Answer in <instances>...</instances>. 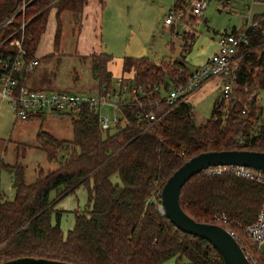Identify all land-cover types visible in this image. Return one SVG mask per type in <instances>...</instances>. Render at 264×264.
<instances>
[{"label": "trees", "instance_id": "16d2710c", "mask_svg": "<svg viewBox=\"0 0 264 264\" xmlns=\"http://www.w3.org/2000/svg\"><path fill=\"white\" fill-rule=\"evenodd\" d=\"M23 1L0 0V53L11 48L4 41L9 33L26 22L24 47L27 57L34 58L50 11L56 10L57 37L60 13L69 10L76 17L88 0H25V10L18 12ZM182 1L174 5L182 7ZM243 31L249 45L241 50L233 72V94L229 100L217 97L202 123L189 100L171 105L156 89L168 91L187 80L192 68L186 56L195 36L186 30L182 54L173 61L123 58L122 72H132L131 82L141 90L121 106L126 121H118L113 132L104 130L87 107L72 116L71 139H59L40 127L36 146L58 165L48 171L39 168L27 182L23 165L6 164L14 173V197L0 194V262L34 256L76 264H169L172 258L174 264H223L209 241L181 230L161 210V189L181 164L200 152L264 151V106L258 98L264 87V50L259 49L264 45V17ZM89 56L99 89L111 86V55L103 51ZM150 110L155 120H138V112ZM115 172L121 184L111 179ZM81 185L87 188L88 208L75 212L74 225L65 234L60 225L64 210L57 205ZM180 202L194 219L222 223L247 239L244 226L263 205L264 187L229 171L202 170L185 183ZM238 242L246 251L241 237Z\"/></svg>", "mask_w": 264, "mask_h": 264}, {"label": "rangeland", "instance_id": "374dc122", "mask_svg": "<svg viewBox=\"0 0 264 264\" xmlns=\"http://www.w3.org/2000/svg\"><path fill=\"white\" fill-rule=\"evenodd\" d=\"M174 1L88 0L80 15L76 17L69 10L60 13L61 30H58L57 37L56 10H51L36 50V57L40 62L31 71L27 82L34 88L97 92L100 81L92 75L89 62L91 53L104 51L111 55L110 67L115 74L112 80L114 83L117 76L127 75L122 72L125 56H147L155 62L163 59L173 61L179 57L182 54L181 34L186 30L188 34L193 33L195 36L192 47L187 52L188 63L193 69L204 63L214 51L216 40L221 33L243 31L247 26L261 22L264 17L262 1L230 0V3L225 5V0H207L203 13L193 15L192 0H183L185 13L182 19L177 21L176 26L166 25L165 18L170 13ZM55 37L59 38L57 45ZM259 49L264 50V45ZM256 51L259 53L258 49ZM220 79H209L190 97L198 123H202L211 115L216 98L222 96L220 87L224 82L217 84ZM161 93L165 95L167 90L161 87ZM258 98L264 106V87L259 88ZM101 111L110 116L114 114V110L108 106L103 107ZM40 127L59 139L68 140L73 136L70 115L47 114L17 120L9 102L0 94V153L3 156V164L0 163V194L5 198L14 197V173L6 164L14 165L18 162L23 165L27 182L34 180L39 168L48 171L58 165L57 161L49 160L45 150L36 146ZM114 130L116 128L112 126L110 131ZM111 179L121 184L117 172ZM52 194L54 195V191ZM57 207L64 210L60 225L66 234L74 225L75 212L88 208V192L85 185L79 186L62 198ZM238 234L243 245L250 247L249 240L239 232ZM174 263L175 258H172L169 264Z\"/></svg>", "mask_w": 264, "mask_h": 264}, {"label": "built area", "instance_id": "2783aa9c", "mask_svg": "<svg viewBox=\"0 0 264 264\" xmlns=\"http://www.w3.org/2000/svg\"><path fill=\"white\" fill-rule=\"evenodd\" d=\"M56 1V0H54ZM226 4L230 0H225ZM207 6V0H192L191 14L201 15ZM26 8V2L23 1L18 12H23ZM229 9V7H228ZM184 9L181 6L174 5L170 13L165 18L166 25L176 26L177 21L182 19ZM11 16L4 22L6 25L13 20ZM26 22L20 23V26L11 31L4 40L11 46L5 52L0 53V94L5 98L17 119L27 120L39 115H70L71 117L83 107L95 112L98 115L101 127L104 130L111 129L112 126L121 120L126 121L123 116L121 106L127 100L140 92L141 88L133 85L132 76L119 75L116 81L109 87H101L97 92H77L59 89L34 88L29 85L28 77L25 73H31L39 64V58H28L27 50L24 47V28ZM217 49L206 59V61L195 66L187 80L183 83L171 86L164 95L168 104L174 105L177 100L187 99L193 92L199 89L205 82L213 77L223 78L221 87L222 97L229 100L233 94V72L238 66L242 57L241 50L249 45V38L245 31L224 32L219 35L217 40ZM156 89L161 87L156 86ZM105 106L111 107L114 114L103 113L101 109ZM139 121H153L156 119V113L152 110L147 112H138L136 114ZM124 119V121H122ZM1 162V159H0ZM208 173H220L229 171L237 176L244 177L259 183L264 187V171L244 165H216L209 166ZM161 210L164 211L161 206ZM225 219H223V222ZM225 227L222 223H218ZM237 240L239 234L236 230L225 227ZM244 233L247 239L253 244L252 250L245 245V254L251 264H264V203L257 213L254 221L244 226Z\"/></svg>", "mask_w": 264, "mask_h": 264}, {"label": "water", "instance_id": "95a60500", "mask_svg": "<svg viewBox=\"0 0 264 264\" xmlns=\"http://www.w3.org/2000/svg\"><path fill=\"white\" fill-rule=\"evenodd\" d=\"M216 165H244L264 171V151L212 150L200 152L181 164L161 189L164 213L181 230L202 237L218 251L223 264H251L238 240L218 223L202 222L189 215L181 205L185 183L195 174ZM0 264H76L46 257L21 256Z\"/></svg>", "mask_w": 264, "mask_h": 264}, {"label": "crops", "instance_id": "0c3cea01", "mask_svg": "<svg viewBox=\"0 0 264 264\" xmlns=\"http://www.w3.org/2000/svg\"><path fill=\"white\" fill-rule=\"evenodd\" d=\"M216 45H217V40H216ZM217 47H218V45L216 46V48L214 49V51L217 49ZM214 51H213V52H214ZM213 52H212V53H213ZM212 53H211V54H212ZM211 54H210V55H211ZM210 55H209V56H210ZM209 56H208V57H209ZM208 57H207V58H208ZM207 58H206V59H207ZM186 60H187V56H186ZM187 61H188V60H187ZM110 63H111V62H110ZM110 63H109V69L112 71V73H113V77H114L115 74H114L113 70H112L111 67H110ZM201 63H202V62H201ZM199 64H200V63H199ZM197 65H198V64H197ZM120 74H121V73H120ZM127 75L133 76L131 73H127ZM223 81H224L223 78H221L220 80H218L217 84H218V83L221 84ZM207 82H208V81H207ZM207 82H205L201 87H203ZM201 87H200V88H201ZM200 88H199V89H200ZM199 89H197V90H199ZM197 90H196V91H197ZM220 90H221V87H220ZM193 93H194V92H193ZM193 93H192V94H193ZM192 94H191L190 97H192ZM190 97L188 98L189 101H191V100H190ZM216 99H217V98H216ZM191 103H192V102H191ZM192 105H193V103H192ZM37 117H38V116H37ZM32 118H33V117H32ZM16 119H17V118H16ZM30 119H31V118H30ZM17 120H19V119H17ZM0 155H1V153H0ZM1 158H3L2 155L0 156V159H1Z\"/></svg>", "mask_w": 264, "mask_h": 264}, {"label": "bare ground", "instance_id": "6f19581e", "mask_svg": "<svg viewBox=\"0 0 264 264\" xmlns=\"http://www.w3.org/2000/svg\"><path fill=\"white\" fill-rule=\"evenodd\" d=\"M173 6H174V4H173ZM194 15V14H193ZM172 26V25H171Z\"/></svg>", "mask_w": 264, "mask_h": 264}]
</instances>
